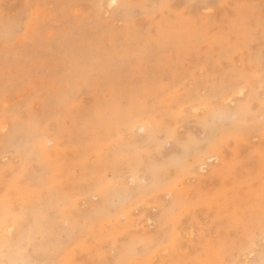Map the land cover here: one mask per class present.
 Segmentation results:
<instances>
[{
	"label": "rangeland",
	"instance_id": "obj_1",
	"mask_svg": "<svg viewBox=\"0 0 264 264\" xmlns=\"http://www.w3.org/2000/svg\"><path fill=\"white\" fill-rule=\"evenodd\" d=\"M106 1L0 0V128L4 124L6 127L0 129V194H5L12 211L24 200L41 195L24 181L36 177L39 167L30 148L33 143L25 134L12 133L16 124L45 127L41 132L42 151L48 161L55 158L60 171L58 183H64L67 177L76 197L85 190L82 183L92 178L98 167L105 170L108 180L111 178L114 171L108 163V151L120 139L139 143L134 144L136 148L144 144L140 139L143 132L134 127L112 136L114 128L105 130V122L100 130L97 124L92 126L97 109L109 104L120 111L131 107V122L142 117L147 123L176 121L178 141L189 137L201 141L204 134L194 121L205 109L190 111V107L202 101L219 113L234 109L249 97L247 88L243 95H237L245 85L242 80L248 83L252 76L264 79V0H120L121 7H108ZM255 97L251 100L257 102ZM260 113V108L254 112L258 121L262 120ZM214 117L225 133L226 121ZM170 122L165 124L170 126ZM155 140L159 147L143 150L144 158L152 155L155 161H163L177 153L175 141L162 133ZM10 147L27 150V159L23 152L14 153ZM262 148L264 126L244 128L219 149L223 163L213 159L201 170L192 166L176 179L184 194L192 198L197 194L192 208L174 212L176 241L184 257L200 255V263L211 264L201 257L202 251L211 252L221 238L236 246L232 242L235 233L215 227L219 215L215 208L228 206L226 197L230 196L236 199L235 209L243 198L256 194L264 197V170L256 156ZM224 163L236 174L223 173ZM125 170L124 166L116 168L125 185L132 188ZM114 183L115 188L121 185ZM154 196L131 208L134 226L129 236L159 235L157 223L161 226L167 220L165 214L170 212L165 210L175 204L174 191L162 190ZM132 198L131 203L135 200ZM98 201L95 196L81 197L76 206L83 213ZM116 221L121 224L124 219ZM14 232L9 236L0 233V241L8 240ZM60 241L70 243L63 232ZM260 245L263 251L264 243ZM20 249L22 252L23 247ZM97 249L103 251L104 264H112L114 249L94 239L90 232L68 250L60 264H97L91 259L95 255L101 258ZM146 253L136 256L132 264H177L161 252L162 258L158 255L150 262L141 261ZM243 258L235 264H248L250 258L246 263ZM52 262L34 256L30 263Z\"/></svg>",
	"mask_w": 264,
	"mask_h": 264
},
{
	"label": "bare ground",
	"instance_id": "obj_2",
	"mask_svg": "<svg viewBox=\"0 0 264 264\" xmlns=\"http://www.w3.org/2000/svg\"><path fill=\"white\" fill-rule=\"evenodd\" d=\"M106 3L108 7L123 6V1L120 0H107ZM169 34L172 35L173 33L170 32ZM251 79L248 83L242 80L245 85H242V89L236 91L237 95H243V90L247 88L249 97L234 109L219 113L214 110L215 107L208 106L202 101L197 106L189 108L190 111H198L199 107L205 109V113L195 118L194 121L204 134L201 141L194 140L191 137L185 141H178L175 138L174 131L178 125L176 121L170 122L163 119L157 120L155 123H147L146 118L142 117L137 118L135 122H131L129 119L131 107L121 108L120 111L113 104H109L104 109H97L92 126L97 124V128L100 130L102 122H105V130L109 127L114 128L112 130L113 134L110 132L112 136L134 127L140 133L143 132L140 139L143 140L144 144L140 145V148H136L134 144L139 145V143L134 141L124 142L120 139L108 151V163L110 169L114 171L110 176L111 178L108 180L105 170L98 167L97 171L91 175L92 178H86V182L82 183L85 190H81L76 195L77 198L73 195L76 192L73 191L72 184L67 177L64 183H58L60 171L57 168L56 161H53L55 158L48 161L47 156L42 151L41 145L44 135L41 132L45 130V127L40 128L27 122L26 124L20 123L13 126V134L16 132L25 134L24 136L29 138L28 142L33 143V147L30 148H33L32 154L36 155L34 159L37 167H39V174H36V177H27L24 181L29 187L40 191L41 195L37 199L24 200L23 205L12 211L5 194H0V233L9 236L15 231L11 238L0 241V264H31L30 262L34 256L42 257L50 263L53 261L52 264H60L68 250L81 242L87 232H90L97 241L110 244L111 248L114 249L112 264H132L136 260L135 257L141 255L143 251L147 252L146 256L140 259L144 262H150L158 255L162 258L161 252L165 258H170L177 264H203L202 261L200 263V255L186 258L179 252V244L176 241L178 228L176 229L175 223L177 214L174 212H178L185 207L187 209L192 208V202L196 201L197 194L194 198L184 194V191L177 187L175 181L183 171L190 170L192 166L201 170L208 161L213 159H218L223 163L219 149L231 135H235L244 128L254 127L255 125L264 126V79L260 81L256 76H252ZM258 88L261 89V93L257 92ZM253 95L256 96L257 102L251 100ZM252 103H254V106ZM63 104L65 103L63 102ZM250 106H253L252 109H250ZM259 108L261 113L258 116L262 117L260 121L257 120V116L254 114ZM253 109L255 110L253 111ZM108 113L110 116H107ZM214 116L219 118L218 120L224 119L226 121L228 128H226L225 133L216 124ZM122 121L123 124L120 126ZM167 122H170L171 125H166ZM4 125L1 126V130L6 128ZM146 125L148 126L146 127ZM158 133H162L166 139L175 141L174 146L178 149L177 153L163 161H155L152 155L144 158L145 155H141L143 150L150 149L151 146L154 148L159 147L155 140ZM90 136L88 135V138ZM54 138V136H51V140ZM54 140L56 141V139ZM145 146H148V148ZM10 149L14 153L17 151L23 152V157L27 159V150L12 147ZM260 151L262 152L256 155L259 159L258 166L264 170V148ZM137 152H139V155ZM125 155H128V157L123 160L122 157ZM120 166L125 167L128 174L126 177L131 180L132 188H128L123 182L124 178L119 177L117 174L116 168ZM221 166L225 170L223 173L236 174L232 172L233 169L225 166V163ZM40 170L42 171L40 172ZM139 181H144L145 184L141 186ZM114 182L121 184L120 187H113L112 183ZM168 189L174 191L173 200L175 199V204L170 209L165 210V212L169 211L170 213L165 214L168 218L163 222V225L160 226V222L157 223L159 235L157 234L156 237L129 236L127 233L134 226V222L129 215L131 208L145 204L147 200L154 198V195ZM261 194L264 196V185ZM90 196L98 197V203L88 205L89 207L85 212H80L76 206L78 200L81 197L87 199ZM132 196L135 197V200L131 203ZM233 197H226L228 206L216 208L214 206L213 208L219 213L215 227H221L225 232L235 233L236 240L232 242L236 246L234 247L229 242L224 243L221 238L218 240L215 249L213 248L211 252L205 249L201 252L203 255L201 257L208 258L211 264H235L242 257H244V263L250 258L248 264H264V250H260V244L264 243V210L260 208L261 206L264 207V197L259 198L257 194L246 197V199L242 197V203L236 209L233 206L236 199ZM143 198H145V201ZM141 199L143 200L141 201ZM254 200L256 202H253ZM232 211L234 212L232 213ZM161 217L157 219L159 220ZM119 218H123L124 222L119 224V221H116ZM108 225H111L109 229H107ZM60 232L67 236V243L70 242L69 245L60 241ZM120 236H127V238L121 240ZM199 240H201V237H199ZM20 246L23 247L22 252H20ZM235 250L236 252L233 254ZM205 253H207V256ZM99 254L101 258L95 255L91 259L97 264H104V254L101 249H97V255ZM232 255L235 258L233 260H231ZM102 257L103 261L101 260Z\"/></svg>",
	"mask_w": 264,
	"mask_h": 264
}]
</instances>
